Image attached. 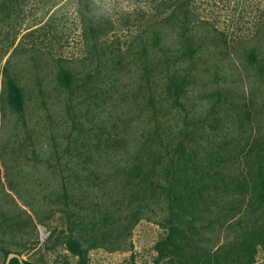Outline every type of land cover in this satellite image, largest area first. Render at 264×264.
Instances as JSON below:
<instances>
[{"label":"rangeland","instance_id":"1","mask_svg":"<svg viewBox=\"0 0 264 264\" xmlns=\"http://www.w3.org/2000/svg\"><path fill=\"white\" fill-rule=\"evenodd\" d=\"M148 2L94 24L93 0H0V264H77L69 235L89 264H167L146 179L174 148L205 187L187 264H264V0Z\"/></svg>","mask_w":264,"mask_h":264},{"label":"trees","instance_id":"2","mask_svg":"<svg viewBox=\"0 0 264 264\" xmlns=\"http://www.w3.org/2000/svg\"><path fill=\"white\" fill-rule=\"evenodd\" d=\"M5 90L7 96V102L9 107L17 112L21 113L24 108V101L21 89L17 86L14 79L5 74ZM59 79L65 86H69L71 79L70 74L62 70L59 74ZM179 153L176 157L174 155ZM160 162L161 156L157 155ZM175 159V161H174ZM183 161L181 151L174 148L171 151L169 157L168 166L163 171L164 183L153 184L150 180L151 177H147V181L151 185H154V190L159 193L163 198L165 204V210L167 215L164 220L166 235L157 243L156 250L161 257L167 259V264H187L190 258V251L193 248L192 242L186 234L193 236V228L187 227V230L183 229L184 222L196 221L198 215V207L193 202V197H203L204 185L184 183L181 179V175L184 172V167H177L180 162ZM151 175L156 174L155 169L149 170ZM159 180V179H158ZM188 180V179H187ZM63 198L66 199L67 195L63 194ZM257 206L261 213H264V179L259 181V189L256 196ZM262 241V239L260 238ZM66 249L76 258L77 264H89L88 250L83 247L79 239L73 237V235L67 236L65 240ZM10 252H4L5 258ZM19 255V254H18ZM22 260V259H21ZM5 263V261H4ZM3 263V264H4ZM8 264H32L27 261H19L17 258H12ZM133 264V263H132Z\"/></svg>","mask_w":264,"mask_h":264},{"label":"clouds","instance_id":"3","mask_svg":"<svg viewBox=\"0 0 264 264\" xmlns=\"http://www.w3.org/2000/svg\"><path fill=\"white\" fill-rule=\"evenodd\" d=\"M141 7L144 9L150 7L148 0H93V14L89 18L95 17L93 23L99 24L118 11L121 14L132 15ZM77 16H80L79 11Z\"/></svg>","mask_w":264,"mask_h":264},{"label":"water","instance_id":"4","mask_svg":"<svg viewBox=\"0 0 264 264\" xmlns=\"http://www.w3.org/2000/svg\"><path fill=\"white\" fill-rule=\"evenodd\" d=\"M12 258H17L19 261H22L21 258H20V256H19L17 253L10 252V253H8V255L6 256V258H5V263H4V264H8L9 261H10Z\"/></svg>","mask_w":264,"mask_h":264}]
</instances>
